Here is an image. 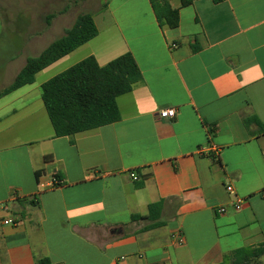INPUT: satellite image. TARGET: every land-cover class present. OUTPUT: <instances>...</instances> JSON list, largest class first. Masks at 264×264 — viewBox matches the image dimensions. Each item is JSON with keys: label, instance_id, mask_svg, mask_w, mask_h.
<instances>
[{"label": "crops", "instance_id": "1", "mask_svg": "<svg viewBox=\"0 0 264 264\" xmlns=\"http://www.w3.org/2000/svg\"><path fill=\"white\" fill-rule=\"evenodd\" d=\"M115 1L92 9L94 39L0 97V264H221L264 244V0H168L176 29L151 0ZM69 10L23 42L32 56L0 53V93L65 34ZM5 27L0 10V37ZM127 53L142 79L117 99L120 120L57 137L43 84ZM161 202L160 226L133 221Z\"/></svg>", "mask_w": 264, "mask_h": 264}, {"label": "trees", "instance_id": "2", "mask_svg": "<svg viewBox=\"0 0 264 264\" xmlns=\"http://www.w3.org/2000/svg\"><path fill=\"white\" fill-rule=\"evenodd\" d=\"M195 1L182 0L181 5L187 7ZM223 1L214 0L216 3ZM151 4L161 26L170 29L179 27V10L173 9L168 0H151ZM51 19L53 15L48 17L47 25H50ZM98 33L91 14L79 15L62 37L51 43L37 57L28 59L15 81L0 93V97L34 83L39 72L94 39ZM141 79V72L133 55L127 53L103 67L95 57H88L44 83L42 99L56 136L70 137L118 122L121 114L117 99L131 92ZM162 211V202L153 204L149 207L147 217L133 216L132 219L156 222L145 228L149 230L161 225L157 221ZM263 257L264 244L256 248L237 250L226 256L221 264H259ZM39 264H50V261L41 260Z\"/></svg>", "mask_w": 264, "mask_h": 264}, {"label": "rangeland", "instance_id": "3", "mask_svg": "<svg viewBox=\"0 0 264 264\" xmlns=\"http://www.w3.org/2000/svg\"><path fill=\"white\" fill-rule=\"evenodd\" d=\"M55 6L52 8H44V5L37 0H0V10L5 17L6 27L5 31L0 37V53L12 55L18 51H24L28 56H32L38 51L37 48L33 50L31 47H26L23 43L29 40L36 32L46 29L44 26V17L57 13L63 8H70L68 21L65 26L70 28L75 23L77 17L81 14L94 12V8L100 5L103 0H51ZM117 0L115 2H118ZM9 20V21H8ZM61 32L53 31L49 34L42 45L48 44L59 37ZM42 46V47H43ZM3 56H0V61ZM259 264H264V257L259 261Z\"/></svg>", "mask_w": 264, "mask_h": 264}, {"label": "built area", "instance_id": "4", "mask_svg": "<svg viewBox=\"0 0 264 264\" xmlns=\"http://www.w3.org/2000/svg\"><path fill=\"white\" fill-rule=\"evenodd\" d=\"M172 47H173V48H176L177 46L174 44ZM176 113H177V111H176L175 108H167V109H164L163 111H161V113H160V117H161L162 119H169V120H170V119L175 118ZM199 151H200V153H208V152H209L208 150H206V149H204V148L201 149V150H199ZM131 177H132L133 180H135V181L138 180V176H137L135 173H132V174H131ZM54 181H55V184H58V183H59L57 180H54ZM227 190H228L229 192H232V191H233L232 187H229ZM241 207H242V200H238L237 203H236L235 208H236L237 210H240ZM220 212H221V213H225V212H226V209H221ZM5 224H6V225L13 224V221H12L11 219H10V220H7V221H5ZM178 240H179V242H183V238H182L181 236H178ZM123 261H124V258H121L120 263L122 264Z\"/></svg>", "mask_w": 264, "mask_h": 264}]
</instances>
